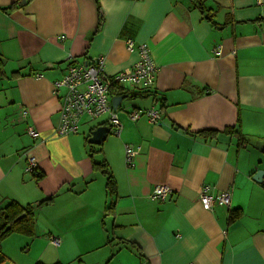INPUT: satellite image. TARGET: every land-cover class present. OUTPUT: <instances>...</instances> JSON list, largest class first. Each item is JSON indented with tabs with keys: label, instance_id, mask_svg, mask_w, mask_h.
Instances as JSON below:
<instances>
[{
	"label": "crops",
	"instance_id": "obj_1",
	"mask_svg": "<svg viewBox=\"0 0 264 264\" xmlns=\"http://www.w3.org/2000/svg\"><path fill=\"white\" fill-rule=\"evenodd\" d=\"M199 2L205 14L191 0H0V208L53 202L35 209L33 237L1 243L4 256L24 245L16 264H264V177L253 179L264 171V0ZM127 39L148 44L154 86L112 90L111 103L126 96L112 107L118 134L104 115L58 136L64 92L54 82L98 57L106 76L131 68ZM139 108L160 121H131ZM99 126L109 133L91 145ZM125 146L136 151L131 166ZM28 155L35 174L25 173ZM102 162L112 196L94 167ZM158 185L171 190L164 201L151 198ZM207 185L230 191L232 208L205 210Z\"/></svg>",
	"mask_w": 264,
	"mask_h": 264
},
{
	"label": "built area",
	"instance_id": "obj_2",
	"mask_svg": "<svg viewBox=\"0 0 264 264\" xmlns=\"http://www.w3.org/2000/svg\"><path fill=\"white\" fill-rule=\"evenodd\" d=\"M63 39V37L61 38ZM126 49L129 52L137 51V62L129 69L119 72L113 76H106L104 73L105 58L98 57L90 63H72L67 72L61 79L52 85L54 93L61 96L60 120L56 128L58 136L75 135L79 132L80 121L84 118L95 120L104 115L107 116V123L118 134L122 128L117 114L112 110L110 95L113 89H126L130 87L135 92H146L150 90L155 83L157 67L154 64L148 44H137L133 39H127ZM215 55L219 56V50H213ZM27 111L21 110L20 116L25 119ZM128 118L131 121H138L145 117L151 124H157L162 114L158 110L134 109L128 112ZM30 138L37 140L39 133L32 127L27 128ZM125 162L128 166L133 164L136 151L125 146ZM37 171V160L33 155L26 158L25 173L35 174ZM171 193L167 185H158L154 187L152 200L164 201ZM199 200L205 210L211 211L213 206L219 205L230 210L231 192L222 191L211 195L210 188L204 186L200 192ZM51 243L58 245L56 239H51Z\"/></svg>",
	"mask_w": 264,
	"mask_h": 264
},
{
	"label": "trees",
	"instance_id": "obj_3",
	"mask_svg": "<svg viewBox=\"0 0 264 264\" xmlns=\"http://www.w3.org/2000/svg\"><path fill=\"white\" fill-rule=\"evenodd\" d=\"M194 6L199 9L202 14H205L206 10L204 6L199 2V0H191ZM2 60L0 58V76H2L3 71H2ZM228 131V130H226ZM203 134H213L215 133L214 131L207 130L203 131ZM201 133V134H202ZM243 138L239 137V142L242 143ZM94 167L101 170L102 174H104L105 179H106V191L108 194L111 196L115 194V181L114 178L111 174V172L108 170L106 164L104 162L99 163V164H94ZM34 179L38 181L40 177H38V174L34 176ZM264 186V183H263ZM52 198L45 199L39 202H37L34 205L28 204L25 206H22L20 204H17V202H9L7 203L4 207L0 208V247L1 243L8 238L11 234L17 233L21 234L27 237H33L35 232V216H34V211L36 208L42 207V206H49L51 205ZM113 209V204L109 206L107 213L112 211ZM234 219V213L230 214V220ZM6 261L5 256H3L1 250H0V264H4ZM41 264V263H37ZM59 264V263H57Z\"/></svg>",
	"mask_w": 264,
	"mask_h": 264
},
{
	"label": "water",
	"instance_id": "obj_4",
	"mask_svg": "<svg viewBox=\"0 0 264 264\" xmlns=\"http://www.w3.org/2000/svg\"><path fill=\"white\" fill-rule=\"evenodd\" d=\"M126 96H118V97H114L112 99V107L113 110L116 112L119 106V104L123 101V99ZM109 133V128L106 126H99L98 128H96L93 132H91L90 138L88 140V142L91 145H99L102 140L105 138V136ZM264 177V171H258L255 176H254V180L258 183L262 182V179Z\"/></svg>",
	"mask_w": 264,
	"mask_h": 264
},
{
	"label": "rangeland",
	"instance_id": "obj_5",
	"mask_svg": "<svg viewBox=\"0 0 264 264\" xmlns=\"http://www.w3.org/2000/svg\"><path fill=\"white\" fill-rule=\"evenodd\" d=\"M18 247H19V246H17V247H16V246L13 247L14 251L17 250ZM23 247H24V245H22V246L19 248V251H20V252H21V250H23ZM11 248H12V247H11ZM20 252L17 251V254H15L17 258H19V257H21V256H26V255H25V254H26V253H25L26 250H24V252H21V253H20ZM31 254H32V253H31ZM31 254H29V255H30V256H33V255H31ZM3 256H4V254H3ZM5 258H6V261H5L4 264H16V263H18V262H17V258H15V256H11V258H8V257L5 256Z\"/></svg>",
	"mask_w": 264,
	"mask_h": 264
}]
</instances>
